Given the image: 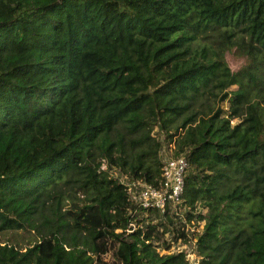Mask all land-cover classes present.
Masks as SVG:
<instances>
[{"label": "trees", "instance_id": "1", "mask_svg": "<svg viewBox=\"0 0 264 264\" xmlns=\"http://www.w3.org/2000/svg\"><path fill=\"white\" fill-rule=\"evenodd\" d=\"M165 146L182 218L121 182L157 185ZM191 252L264 264V0H0V264Z\"/></svg>", "mask_w": 264, "mask_h": 264}, {"label": "built area", "instance_id": "2", "mask_svg": "<svg viewBox=\"0 0 264 264\" xmlns=\"http://www.w3.org/2000/svg\"><path fill=\"white\" fill-rule=\"evenodd\" d=\"M161 162L160 178L157 185L148 184L142 179L130 180L133 188L123 183L129 192L131 203L136 209L145 211L156 209L164 213L167 208H171L172 212L176 211L179 218H182V214L177 211V208L182 202L184 179L189 163L184 153L172 156L169 151L165 154L164 150L161 152ZM171 248L172 246L170 252Z\"/></svg>", "mask_w": 264, "mask_h": 264}, {"label": "rangeland", "instance_id": "3", "mask_svg": "<svg viewBox=\"0 0 264 264\" xmlns=\"http://www.w3.org/2000/svg\"><path fill=\"white\" fill-rule=\"evenodd\" d=\"M225 59H226V61H227V63L229 64V66H230V68L232 69V70H237V69H239L243 64H244V59L242 58V57H238V56H236L235 54H234V52H227L226 54H225ZM236 88V86H232L230 89H235ZM224 108L226 109L227 108V105L225 104L224 105ZM239 121V119H237V118H235V119H232L231 120V123L232 124H235V123H237ZM154 134H156V132L154 131ZM168 148L169 147H167V146H165V148L163 149L164 151H165V154L166 153H168ZM113 176H119L118 174H117V172H113V174H112ZM122 177H120L119 179H121ZM121 182H124L126 185H129L130 186V188H133V186L130 184L131 183V181L130 180H127L126 178H125V176L122 178V180H121ZM197 225H193L192 226V228H194L195 229V231L196 232H200V230L202 229V224H203V222H197L196 223ZM168 237V236H167ZM31 241V240H30ZM25 242V241H24ZM23 246H26L27 244H25V243H23L22 244ZM185 245L186 246H189V245H191L190 243H185ZM185 245H182L181 243H180V239H178L177 240V242H173V244H172V248H171V251H174V250H178V249H180V248H182V247H184ZM193 247V246H192ZM188 261L190 262V264H197V257H196V255L194 254V253H190L189 255H188Z\"/></svg>", "mask_w": 264, "mask_h": 264}, {"label": "clouds", "instance_id": "4", "mask_svg": "<svg viewBox=\"0 0 264 264\" xmlns=\"http://www.w3.org/2000/svg\"><path fill=\"white\" fill-rule=\"evenodd\" d=\"M162 151H163V150H162ZM162 151H161V152H162ZM169 151H170V150H169ZM160 157H161V156H160ZM201 222L204 223V221H201ZM198 223H199V222H198ZM202 226H203V225H202ZM181 244H182V245H185V243H181ZM185 246H186V245H185ZM185 246H184V247H185ZM169 252H170V250H169ZM191 253H192V252H191ZM189 254H190V253H189ZM187 258H188V255H187Z\"/></svg>", "mask_w": 264, "mask_h": 264}]
</instances>
